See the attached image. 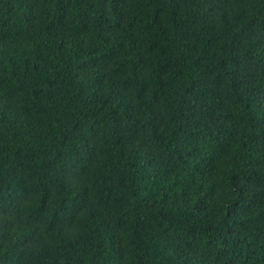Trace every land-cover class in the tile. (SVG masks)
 I'll list each match as a JSON object with an SVG mask.
<instances>
[{"label":"trees","instance_id":"trees-1","mask_svg":"<svg viewBox=\"0 0 264 264\" xmlns=\"http://www.w3.org/2000/svg\"><path fill=\"white\" fill-rule=\"evenodd\" d=\"M0 264H264V0H0Z\"/></svg>","mask_w":264,"mask_h":264}]
</instances>
